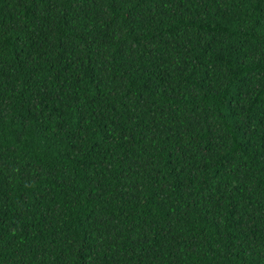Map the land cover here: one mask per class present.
I'll return each instance as SVG.
<instances>
[{
  "label": "trees",
  "instance_id": "1",
  "mask_svg": "<svg viewBox=\"0 0 264 264\" xmlns=\"http://www.w3.org/2000/svg\"><path fill=\"white\" fill-rule=\"evenodd\" d=\"M0 264H264V0H0Z\"/></svg>",
  "mask_w": 264,
  "mask_h": 264
}]
</instances>
